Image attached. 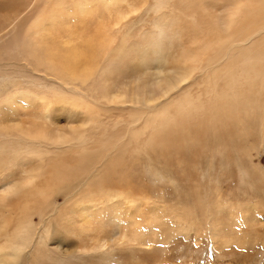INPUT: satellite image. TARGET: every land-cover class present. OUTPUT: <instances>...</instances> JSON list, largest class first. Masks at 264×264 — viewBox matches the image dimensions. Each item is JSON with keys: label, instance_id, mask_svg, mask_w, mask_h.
I'll return each instance as SVG.
<instances>
[{"label": "rangeland", "instance_id": "1", "mask_svg": "<svg viewBox=\"0 0 264 264\" xmlns=\"http://www.w3.org/2000/svg\"><path fill=\"white\" fill-rule=\"evenodd\" d=\"M40 1L29 5L28 0H0V29L7 28L9 20H22L23 11L31 18ZM91 1L97 3L94 13L102 10L99 0ZM224 2L164 0L162 6H158L157 0L122 1L124 6L132 7V12L121 24L122 31L114 36L115 49L104 48L98 57L101 62L94 70L104 72L96 81L101 80L106 85L105 93L109 94L117 86L126 90L120 99L123 101L107 102L98 87L100 84L92 80L75 84L76 97L84 99L87 106L78 103L74 108L69 103L71 97L64 91L65 99L56 104L57 119L65 127L67 116L72 114L70 118L79 126L82 138L55 151H45L44 165L28 152L31 148L20 136L22 127H17L13 119L0 121V191L31 168L37 171L36 167L41 166L40 170L47 173L57 162L66 168L63 180L58 182L51 178L55 185L49 195L58 206L42 203L35 196L36 191L23 199L36 227L33 243L41 241L40 252L29 258L30 249H26L13 264H264V32H256L257 25L261 27L262 14L255 10L256 14L250 17V20L255 18V23L250 21V25L256 27L249 26L251 30L245 27L248 28L246 33H243L245 28L241 31L237 26L239 23L234 26L239 28L235 30L236 35L233 34L238 37L237 42L242 41L246 46H241L242 43L230 46L226 38L217 43L220 38L214 33L216 22L208 13L213 5L220 9L229 0ZM233 3L243 10L246 0ZM95 15L77 26L92 33L100 21ZM238 18L245 24L248 22L245 14L243 18L239 14ZM9 26L6 36L1 37L4 43L13 37L12 25ZM249 31L254 36L246 44ZM205 41L210 44L206 46ZM159 45L164 47L163 51H158ZM3 49L0 44V53ZM24 49L27 47L18 48L19 58L9 63L0 55V62L5 60L9 64L1 62L0 66V73L4 75L0 79V104L12 99L11 94L17 90L13 85L19 77L24 80L22 87L31 95L49 101L51 90L47 86L52 83L45 77H53L38 69L28 50L25 57ZM215 54L219 55L218 60ZM161 61L167 68L180 62L195 68L190 85L175 94V99L181 97L196 105L192 115L186 116L188 113L181 109L178 113L171 107L172 119L149 122L147 118L152 112L133 102L134 95L148 94L155 74L153 68ZM69 86V83L65 85ZM198 102L202 104L199 106ZM35 103L40 101L26 103L27 113L22 114L25 119L20 123H28L33 113H38ZM51 106L53 110V102ZM239 121L244 122L248 137L240 138L238 131L244 128ZM135 131H139V135L130 138ZM4 132L8 135L4 136ZM9 136L12 141H20L9 143L5 140ZM247 140L249 145L244 148ZM51 146L48 147L52 149ZM13 150L14 156L10 158ZM118 157L129 171L123 178L109 172V165ZM73 170L76 172L71 176L68 171ZM100 179H105L112 190L119 192L120 197H113L112 201L125 208L121 216L128 220L130 213L136 222L139 220L137 228L143 227L140 228L143 241L118 243L109 246L107 251L83 250L85 242L80 238L79 221L82 215L92 212L88 203L95 200L85 194H89ZM37 183L40 189L48 191L50 184L45 180ZM127 200L135 202L134 208L130 209ZM16 206L13 200L12 207L17 211L13 223L23 217ZM13 223L8 225L10 230L15 226ZM131 227H126L127 233ZM105 230L109 236L120 228L109 222Z\"/></svg>", "mask_w": 264, "mask_h": 264}, {"label": "bare ground", "instance_id": "2", "mask_svg": "<svg viewBox=\"0 0 264 264\" xmlns=\"http://www.w3.org/2000/svg\"><path fill=\"white\" fill-rule=\"evenodd\" d=\"M122 1L124 0H99V2H101L100 6H102V10L100 9V11L98 12L96 11L97 13H94V9L97 3L91 0H70L69 2H65V0H46L45 2H43L42 0L40 1L41 2L40 5L36 6L35 11L37 12L33 13L31 18H29L27 12L23 11L24 16H21L22 20L15 21L16 20L15 19L13 22H11L12 20H9L10 23L7 21L8 22L6 23L7 28L11 24L12 33H13V37L10 40H8L7 43H4L2 41L3 38L1 39L2 35L3 37L6 36L5 30L7 28L4 26L5 27L4 29L2 30L0 29V39H1L0 44L2 45V48L4 47L0 55L3 58H5V60L7 59L8 63L11 61H16L19 58V55L21 53H18V48L27 47V50L31 53L30 55L31 59L36 64H38L39 66L38 69L45 72L46 75L49 74L53 77L52 79H48L47 77H45L47 81H50L52 83L51 86H47L50 87L51 90L50 93L51 96L49 97V101H44L42 98L37 97V95L36 98L35 95H31L25 88L22 87L24 80H22L19 77L18 79H16V84L14 85L12 84L13 86L17 87L15 93L11 94L12 99H9L7 101L5 99L7 103L0 104V121L13 119L17 127H22L20 136L23 137L22 138L23 140L25 139V141H27L28 146L31 148L28 150V152L31 155L38 157L40 165L41 164L44 165L45 158L43 157V155L45 151L46 152L50 150L55 151L56 149L61 148L63 145H68V144L70 145L72 141L79 140L80 138H82L81 131L79 130V126L72 121V118H70V116L72 115L71 112H70L71 115H68L66 118L67 125H65V127H62L57 119L56 111H58V108H56V104L60 103L62 100L65 99L63 95L64 91L68 92L69 96L71 97L69 103L74 108L77 107L78 103L87 106L84 99L79 100L78 97H76V95H78V90L76 89L75 84H77V82H86L92 80L94 83L97 82L98 84H100L98 85V87L101 88L103 98L107 102L116 103L123 101L120 99L124 95V93H126V90L124 89L122 90L120 86H117L112 92L108 91L109 94L105 93L106 85L103 84L101 80L96 81L97 78L101 77L100 75L102 74V72L97 73V70H94L96 67H98V65L101 62L100 60H98V57L103 52V49L104 48H109L112 50L115 49L113 48L114 36L118 34V32L122 31L121 24L123 23L124 19H126L128 15L132 12L131 11L132 7L124 6L123 4H121ZM163 1L164 0H157L158 6H162ZM224 1L225 0H223V2ZM231 2L232 4H229ZM233 2L234 0H229V2H226L227 4H224L220 9L219 7H214L213 5L208 14L216 22L215 27L217 28L215 29L214 33L218 38H220V40L216 42L220 43L222 39L226 38L225 40H228L227 44H229L230 46H237L238 44L241 43L243 44L244 42L242 41L237 42L236 39L238 37L236 38L233 34H235V30L239 28H234V26L237 23H239V25L237 26L240 27V29L241 28L244 29L247 26L249 28V26H251L250 21L251 23L255 21V18L253 20L251 18L250 20L251 15L256 14L255 10H257L260 14H262L261 18L259 17V19H262V24L261 27H259L258 25L257 27L255 26L256 28H259L257 29L258 31L256 32L257 34L264 32V0H246V4L244 5L243 10L241 8H238L237 4ZM28 3L29 5L30 3L37 4L36 0L33 1L28 0ZM21 6L24 7L23 5ZM241 11H245V13H242ZM94 14H96L95 15L96 18H98L100 21L98 22L99 26H97L92 33H88L86 31V28H79L77 26V24L79 23L82 24L85 20H87L86 18L91 17ZM239 14L242 16V18L244 14L247 16L246 21L248 22L246 24L244 20L241 21V19L238 18ZM9 15L11 16V13ZM28 18L31 20L28 21ZM237 19H240V21ZM27 22L29 23L27 24ZM243 23L245 25H242ZM17 27H20L18 31L16 30ZM251 27H250L251 29L255 28V27L253 28V26ZM248 28L247 29L245 28L246 30L243 33H246ZM243 29H241V31ZM161 32L162 29L160 30V33ZM206 33H208L207 35H209L210 32H205L204 34ZM227 34H230L232 36H228ZM17 35L19 36L17 37ZM253 36L254 34L251 31H249V33H247V38L245 39V43L246 44L249 43L253 38ZM243 39L244 38H242L241 40ZM225 40H223L222 42H224ZM208 44L210 43L208 42ZM208 44L206 42V46ZM222 45H224V43ZM227 46L228 45H226V48ZM241 46H246V45L243 44ZM158 49H159L158 51H163L164 47L159 45ZM229 49L231 51V49L233 48L231 47ZM27 50L26 49L23 50V55L25 57L28 54ZM219 50L222 49L220 48ZM223 54L224 52L222 53V56ZM181 56L185 58V53L182 52ZM214 57H216V54L214 55ZM217 58H219V55L215 59L218 60ZM1 62L4 63L3 60ZM2 63L0 64V66L2 65ZM164 64L165 62L161 61L159 66L156 65L155 68H153L155 73L154 74L155 79L153 75V79L152 82L150 83V90L148 91V94L146 96L145 93L136 94L132 97L134 103L138 102L140 106L143 107L145 110L152 112L151 113L152 116H149L147 118L149 122H153L154 120L164 121V120L172 119L171 110H170L171 107H175V110H177V112L179 111V109H181V112L188 113L186 116L192 115L193 112L192 109L196 107V105L189 104V102L186 101L184 98L179 97L175 99L176 96L175 94L177 92L183 90L184 88H187L190 85V81L193 78L192 75L195 68H193V66L192 68H188L186 66L187 63H183V62H180L177 66H173L172 68L164 67ZM102 75H104V72ZM3 77L4 75H1L0 73V79ZM12 78L11 80L14 81ZM41 81L45 83L44 78H41ZM67 83L71 84V86H69L68 88L65 87ZM62 85H64L63 87L64 90L61 89ZM148 95L149 97H147ZM37 99L40 101V103H35L34 105L37 107L38 113H33L34 117L30 118L28 123L27 122L20 123L25 119L22 116V114L27 113V110L25 109L26 103L29 102L32 104V102ZM182 101L186 105L183 104ZM21 102H23V104ZM52 102H53V110L51 106ZM201 104L202 103L198 102L199 106ZM19 108H21V111ZM180 123L182 125L184 123V120H182ZM187 124L188 123L186 122L185 125L187 126ZM239 124H241L240 126L244 128L238 131V134H240V138L242 139L248 137L249 133L245 131L244 122L241 121ZM151 126L154 127L155 124ZM139 133H140L139 131L133 132V135L131 134L130 138H133V136H138ZM181 134H182V130H181ZM3 135L7 136L8 133L4 132ZM174 136L176 135L173 134L172 136L173 139ZM168 138H170L169 135ZM5 140L9 143H12L15 140L20 141L19 139H14L12 141L10 139V136ZM244 143H245L244 148L248 147L249 145L248 140L245 141ZM49 145H53L51 146L52 149L48 147ZM35 146H37V148ZM118 147L119 146H117L115 150H118ZM12 152H13L12 154L9 153L10 158L11 156H14V150ZM248 158H250V156H248ZM55 159L56 157L52 158V161H54ZM60 163L57 162L53 164V167L47 173H45L44 170H40L42 168L41 167L42 165L36 167L37 171L36 170L32 171L31 168L30 170L25 171V175L21 176L19 180L15 181L12 185L7 187L6 189L4 190L2 189L3 191H0V264L2 263L13 264L19 258H21V256L25 253L26 249H30L29 258L31 256L35 257V254L37 252L38 253L40 252L39 250L40 247H38V245L41 244V241L33 243V233L36 227H35V223H33L32 221V215L29 214L31 210L29 209L28 204L26 205L25 203H22V201L23 199H26L28 193H32V192L35 193L36 191L37 194L35 196L42 203H47L48 205H52L54 207L58 206L57 204H53V198L52 196L49 195V193L50 190L55 185L54 179H58L59 182L60 180H63L65 178V176H63L64 175L63 172L66 170V168H63L62 165H59ZM88 163L89 160L88 161L86 160L85 164ZM109 166H110V171H109L110 173L113 172L118 173V175H120L122 178L126 176L128 168L124 167V162L120 157H118L115 161H112ZM68 172L69 174H71V176L72 175L74 176V173L76 171L73 170L72 172L70 171ZM46 175L49 176L47 177ZM120 176H118V179L116 178L118 181H120L119 180ZM105 179L103 181L100 179L96 185H93L91 187L90 193L85 194L86 197L95 198V200H92V203L91 202L88 203L90 207L93 208L92 212L88 213L87 215L86 214L82 215L79 221L81 224L79 230L80 238L83 237V241L85 242L83 243L84 251H87L88 249H93L95 251H100V250L107 251L109 246L112 247L118 243L122 244L124 242L128 243L130 241H135V240L136 241L144 240L142 237L143 229H140L143 227L137 228L138 226L137 224L139 223L138 222L139 220L136 222L132 217H130V215H132L130 213L129 216H127L128 220H126L124 217L121 216V214L123 215L125 208L120 206V203H118L117 206L116 203L112 201L113 197H118V196L120 197V194L119 192L112 190L111 184L108 185ZM39 180L40 181L45 180L47 185L50 184L48 186V191L44 189H40L38 187L37 182ZM36 187L39 190L36 189ZM100 193L104 195L99 196ZM121 196H122V191H121ZM129 199L132 198L130 197ZM13 200L16 201V205H17L16 208H19L18 210H20L21 214L23 215L22 218L21 217L18 218L14 223H13V219L17 214L16 213L17 211L12 207ZM126 202L129 204L130 209L134 208L135 202L133 200H127ZM26 210L27 211L30 210V211L27 213ZM11 222L15 225L12 227V230L8 228V225ZM109 222H111L113 226L116 227L118 226L120 230L114 232L113 235L107 236V232L105 229L106 227L109 226ZM128 226H132L131 231L129 230L130 231L129 233H127L128 230L126 231V227ZM218 232L219 234H221V231Z\"/></svg>", "mask_w": 264, "mask_h": 264}]
</instances>
